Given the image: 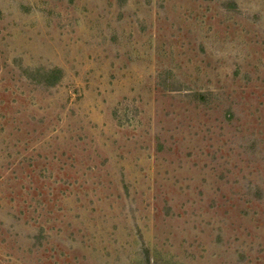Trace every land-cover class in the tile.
I'll return each instance as SVG.
<instances>
[{
	"label": "rangeland",
	"instance_id": "1",
	"mask_svg": "<svg viewBox=\"0 0 264 264\" xmlns=\"http://www.w3.org/2000/svg\"><path fill=\"white\" fill-rule=\"evenodd\" d=\"M0 264H264V0H0Z\"/></svg>",
	"mask_w": 264,
	"mask_h": 264
},
{
	"label": "trees",
	"instance_id": "2",
	"mask_svg": "<svg viewBox=\"0 0 264 264\" xmlns=\"http://www.w3.org/2000/svg\"><path fill=\"white\" fill-rule=\"evenodd\" d=\"M39 73L42 74V81L45 85L54 86L59 83V80L62 75V70L60 68H39Z\"/></svg>",
	"mask_w": 264,
	"mask_h": 264
}]
</instances>
